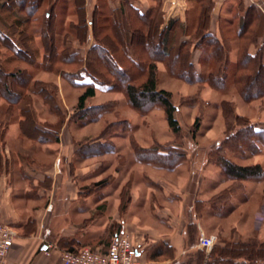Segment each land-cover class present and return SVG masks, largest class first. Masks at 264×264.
<instances>
[{
  "label": "trees",
  "instance_id": "1",
  "mask_svg": "<svg viewBox=\"0 0 264 264\" xmlns=\"http://www.w3.org/2000/svg\"><path fill=\"white\" fill-rule=\"evenodd\" d=\"M98 2V7L87 19L85 0H72L70 5L74 7L76 17L68 24H61L65 26L63 28L58 25L57 11L62 9L66 12L69 4L62 3V0H0V24L5 28L0 30V95L6 98L11 108L22 100L30 101L33 94L40 95L49 107L48 111L57 118L55 123L58 127L64 120L58 87L42 79L34 81V71L61 76L62 80L84 89L77 101L76 114L73 116L75 122L98 121V117L89 119V115L93 111L101 115L104 108L99 105L88 106V100L96 95V83H108L110 90L121 91L130 107L139 114L145 115L153 108H161L170 129L179 133L181 126L174 116L178 109L172 102V94L158 89V65L164 62L172 77L191 83L213 87L216 81L226 80L224 71L227 70L230 54L211 31L215 2L195 0L198 12L194 22L187 25L180 19H171L166 27H163L165 18L161 12L162 0H150L153 5L146 14L132 5L122 4L119 9H114L107 0ZM44 4H48V9L39 16ZM239 10L242 15L237 17L239 43L232 72L233 82L240 98L246 103H253L264 99V13L257 5L245 7L242 2L239 3ZM88 24L92 25L95 43L86 55L81 56L75 51L72 41L86 45ZM179 29L181 36L188 37V40L180 41L177 34ZM193 39L195 42L191 41ZM204 44L212 49V58L223 63L224 67H219L216 74L210 73L207 80L203 77L192 80L193 76L189 77L194 69L191 56L195 49ZM252 47L256 48L254 52ZM15 62L25 63V68L14 67L9 71L6 65ZM30 66H34V70ZM81 73H85L91 82L79 84L77 80L81 79ZM35 85L37 88L33 89ZM226 117H234L235 121L241 120L246 124H242L245 126L235 133L226 135L217 146L219 150L243 153L245 145L264 146L263 130H257L247 118L235 115L234 111H227ZM106 130L101 137L105 136ZM260 136L263 139H259ZM176 150L174 147L163 150L140 147L137 151L149 153L148 157L145 154L141 160L159 168L173 169L186 157ZM216 163L225 178L233 181V184L238 183V187L245 181L264 175L260 164L242 166L223 154ZM230 198L231 194L224 191L215 197L214 206L220 209ZM204 256V251L199 252L195 264H202ZM263 260L264 243L238 242L229 243L223 248L215 246L206 264H259ZM187 264H193V261Z\"/></svg>",
  "mask_w": 264,
  "mask_h": 264
},
{
  "label": "crops",
  "instance_id": "2",
  "mask_svg": "<svg viewBox=\"0 0 264 264\" xmlns=\"http://www.w3.org/2000/svg\"><path fill=\"white\" fill-rule=\"evenodd\" d=\"M71 1L65 0L66 3ZM98 1L85 0L87 19L98 7ZM213 1L216 10L211 20V31L214 33L220 17L219 9L225 1L230 4L236 1L238 8L240 2L245 7L255 4L264 8V0ZM132 2V6L142 14L151 7L150 0ZM167 4L163 3V7ZM110 5L119 9L122 0H114ZM176 6L173 5V9ZM169 16L165 15V24L169 22ZM74 43L85 47L86 55L95 43L93 31L89 30L86 45L78 41ZM40 51L42 53L41 48ZM199 56L196 54L198 59ZM6 67L9 71L24 69L25 63L15 62ZM34 68L30 66L32 70ZM38 73L42 76L48 74ZM77 82L89 83L91 79H79ZM53 83L58 87L59 100L63 104L60 108L64 120L58 127L56 121L49 123L47 117L42 122L45 116L37 105V102L44 104L40 95L33 94L30 101L22 100L14 108L0 95V217L17 233L14 246L0 264H63L61 250L81 247L107 249L112 238L123 231L132 236L143 263L187 264L190 260H184L188 256L191 259V254L202 251L201 238L215 235L217 226L213 220L230 224L232 212L226 213L224 209L219 215L206 209V201L218 189L215 185L218 181L207 176L210 174L209 163L204 161H190L191 167L184 172H177L179 164L173 169H164L143 162L151 170L138 180L131 173L120 175L117 167L109 177L104 175L96 179L91 176L90 172L97 168V164H90V148L81 144L88 137L84 126L87 122H75V113L64 112L66 108L75 110L77 104L70 106L67 103L65 84L79 87L62 80L61 76ZM100 89L108 90L96 85V94ZM44 114L57 119L49 111ZM76 123L84 128L79 126L72 130L71 125ZM42 124L48 127L41 129ZM95 179L100 188L88 191ZM205 210H209L208 219L203 217ZM233 230L234 233L223 234L230 243L241 242L246 229ZM227 240H219V243H227ZM46 242L60 250L45 254Z\"/></svg>",
  "mask_w": 264,
  "mask_h": 264
},
{
  "label": "rangeland",
  "instance_id": "3",
  "mask_svg": "<svg viewBox=\"0 0 264 264\" xmlns=\"http://www.w3.org/2000/svg\"><path fill=\"white\" fill-rule=\"evenodd\" d=\"M112 1L114 0H107L109 6H111L110 3H112ZM62 3H65V0H62ZM132 3V0H122V4L126 6L132 5ZM163 3L168 4L163 7ZM235 3L236 1H234V4L225 1L222 4V7H220L218 12L220 17H218L215 24L216 33L212 31L213 36L220 39L221 43L225 45V48L230 54V61L227 65L225 64L227 66L226 72L224 71L226 74V80L216 81L213 84V87L209 84L203 85L198 84L197 82L191 83L172 77L166 70L164 62L159 63L158 65V89L170 91L172 94V102L178 109L174 116L181 126V131L179 133H174L170 129L165 113L161 108H153L145 115L139 114L130 107L121 91H108L111 88L108 83H96L95 85H101L103 89L107 88L108 90H97L96 96L88 102V106L99 105L102 106L104 110L101 112V115H99L100 113H98V111H93L92 114L89 115V119L98 117V121H87L84 126L88 137L81 143L90 148L88 151V154L91 156L90 164H97V168L90 172V175L96 179L97 177H103L104 175L109 177L116 167L118 171H121L120 175L131 173L135 178L136 176L138 177L137 180L139 177H142L143 174H146V172H150L151 169L145 166L144 160H141L146 153H140L137 151L140 147L161 148L162 150L171 147H174V149L177 148L176 151L184 153L186 156L183 159L184 161L180 162L179 165L181 166L177 169V172L187 171L189 167H191L189 162L192 160L209 163L208 173L210 174H207V176H210L211 179H217L218 183L215 185L218 186V189L208 197V200L206 201V204L208 203L206 209H211V211L214 212L216 211L219 215H222L220 210L222 211L224 209H226V213L232 212L234 214L231 219L233 222L230 221V224H226V222L222 223L221 221H217V219L213 220V223L217 226V231L214 235L217 238L216 246L221 248L230 243L229 238L225 237L223 232L230 233L233 231L234 233V228H237L238 232L246 229V233L244 232V236L241 237V242L264 243V175L258 179L256 178L251 179L250 181H245L243 185L238 187V183L233 184V181L225 178L221 168L217 165L218 163H216L219 157L223 154L228 159H231L242 166L260 164L264 172L263 145H245V151L243 153L234 152L232 150L223 152L217 147L227 137L226 135L229 133H235L245 126L242 124H246V122L241 120L235 121L234 117L227 118L226 114L229 110L230 112L234 111L235 115L247 118L249 123L254 125L257 130L264 131V99L253 103H246L240 98L234 88L232 72L235 62V54L239 43L236 32L239 23L237 17L242 15ZM67 4L69 5L66 12H63L62 9L57 11L58 25L60 26L63 23L68 24L76 17L74 7H72L70 3ZM173 5H177L175 9H173ZM45 9H48V4L43 5V9L39 12V16H42ZM259 9H262L264 13V8ZM215 10L216 9H214V11ZM161 12L163 13L164 18L165 15H171L169 16L170 20L180 19L184 24L189 25L195 21L198 7L195 0H162ZM181 17L184 19L182 18V20ZM167 24L164 23L163 26L166 27ZM88 26L91 31L92 25L88 24ZM61 27L64 28L65 26ZM3 29L5 28L0 24V30L3 31ZM6 32L8 31L6 30ZM177 34L180 41L188 40V37L181 36V29L178 30ZM191 41L195 42V39ZM72 44L75 51H78L81 56L85 55V47H79V45L73 41ZM251 49L252 52L256 50L255 47H252ZM211 52L212 49L206 44L202 45L199 49L194 50L193 55L191 56L194 69L192 73H189V77L192 78L193 76L192 80H198L200 77L207 80L210 77V73L214 72V74H216L219 67H224L223 63L216 62L215 59L212 58ZM196 54L200 55L199 59L197 58L198 56L196 57ZM220 71V74H222L223 69ZM33 74L35 80L42 79L46 82H53L57 78L50 74H44L42 76L37 71H34ZM190 74L192 75L190 76ZM80 75V80L89 81V78L85 73H81ZM34 88H37L36 85L33 89ZM83 92V88H74L65 84L64 95L70 106L76 104L79 96ZM113 99H116L117 101H113ZM59 101L60 107H63L61 106L63 105L61 100ZM37 105L42 109V116H45L43 117L42 122H44V118L46 119V117L49 120V123H54L57 120L54 119L53 116L50 117L47 114H44V112H48V109L44 104L37 102ZM74 108H76V106ZM64 112H66V114H76V109L72 110L66 108ZM75 114H73V116ZM79 122L81 123V121ZM42 125L43 128L41 129L45 130V128L48 127L44 124ZM79 126L83 127V125L77 123L75 125L72 124L71 129H77ZM106 128L105 136L101 137L102 132ZM259 139H263V136H260ZM100 145L102 147H100ZM146 155L148 157L149 153ZM150 164L154 166L152 163ZM109 168L111 170H109ZM204 175L206 176V173ZM108 177L107 181L110 179ZM208 177L207 179H210ZM96 179L90 183L88 191H95L100 188ZM224 191L227 192V194L229 193V195L231 194V198L227 200L223 206H220V209H217L214 206L215 197ZM208 211L209 210H205V213L203 214V217L206 219H208ZM223 239H228L227 243H219V240ZM199 252L201 251L192 252V258L189 259L188 256L184 261L190 260V262L193 261V264H195ZM206 261L207 256L205 254L203 263H199L206 264ZM259 262V264H264V260Z\"/></svg>",
  "mask_w": 264,
  "mask_h": 264
},
{
  "label": "built area",
  "instance_id": "4",
  "mask_svg": "<svg viewBox=\"0 0 264 264\" xmlns=\"http://www.w3.org/2000/svg\"><path fill=\"white\" fill-rule=\"evenodd\" d=\"M16 237L15 230L0 217V260L7 257L14 246ZM216 243L217 238L214 235L201 238L200 247L207 257ZM55 250H60V248L49 242L45 243V254L51 255V252ZM61 252L63 264H145L138 256L132 236L124 231L112 238L107 249L81 247L64 249Z\"/></svg>",
  "mask_w": 264,
  "mask_h": 264
}]
</instances>
